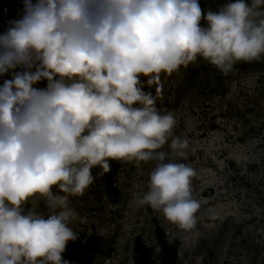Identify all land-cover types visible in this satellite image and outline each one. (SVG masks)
Returning a JSON list of instances; mask_svg holds the SVG:
<instances>
[{
	"label": "clouds",
	"instance_id": "9594fccd",
	"mask_svg": "<svg viewBox=\"0 0 264 264\" xmlns=\"http://www.w3.org/2000/svg\"><path fill=\"white\" fill-rule=\"evenodd\" d=\"M262 56L264 0H24L0 35V264H69L70 197L111 160L154 162L137 206L194 228L196 172L177 162L188 141L157 104L161 74Z\"/></svg>",
	"mask_w": 264,
	"mask_h": 264
},
{
	"label": "rangeland",
	"instance_id": "374dc122",
	"mask_svg": "<svg viewBox=\"0 0 264 264\" xmlns=\"http://www.w3.org/2000/svg\"><path fill=\"white\" fill-rule=\"evenodd\" d=\"M200 2L205 11L226 3ZM23 10L24 0H0V35ZM7 78L0 76V84ZM161 84L157 104L173 112V135L188 141L177 162L196 172L195 227L183 230L161 211L137 206L154 162L111 160L106 172L92 169L94 182L82 196L70 197L78 238L68 241L62 258L69 264H264V59L237 62L225 75L198 58L162 73Z\"/></svg>",
	"mask_w": 264,
	"mask_h": 264
},
{
	"label": "trees",
	"instance_id": "16d2710c",
	"mask_svg": "<svg viewBox=\"0 0 264 264\" xmlns=\"http://www.w3.org/2000/svg\"><path fill=\"white\" fill-rule=\"evenodd\" d=\"M225 2H227V0H224ZM261 59H264V56H262V58Z\"/></svg>",
	"mask_w": 264,
	"mask_h": 264
}]
</instances>
